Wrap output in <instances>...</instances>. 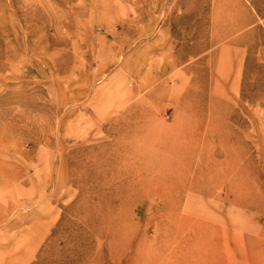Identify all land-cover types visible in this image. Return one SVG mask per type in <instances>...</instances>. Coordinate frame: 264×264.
<instances>
[{
	"label": "rangeland",
	"instance_id": "rangeland-1",
	"mask_svg": "<svg viewBox=\"0 0 264 264\" xmlns=\"http://www.w3.org/2000/svg\"><path fill=\"white\" fill-rule=\"evenodd\" d=\"M183 47L150 100L139 74ZM187 92L213 170L122 210L124 148L190 122ZM145 261L264 264V0H0V264Z\"/></svg>",
	"mask_w": 264,
	"mask_h": 264
},
{
	"label": "bare ground",
	"instance_id": "bare-ground-1",
	"mask_svg": "<svg viewBox=\"0 0 264 264\" xmlns=\"http://www.w3.org/2000/svg\"><path fill=\"white\" fill-rule=\"evenodd\" d=\"M222 36L225 37L227 34ZM223 37H219V39ZM238 42H241L240 38L235 40V44ZM198 50L199 48L183 47L177 54L168 56L167 64L161 67L160 63L154 64V61L151 68L141 71L139 74L142 80V87L140 85L139 87L141 90L148 89L147 96L152 101L167 99L169 95L166 89V83L162 81L163 75L166 73L167 69H175L178 63H183L185 53L196 54ZM228 59L230 61L231 57L229 56ZM204 62V59H202L201 63ZM230 62H232V60ZM193 68L194 67L188 65L185 70L192 71ZM194 72L198 80H203L204 77L206 78L207 76L205 69ZM177 73L181 78L185 76V73L181 70ZM158 81L161 83L160 85L158 83L159 86L156 84ZM132 93L133 91H131V94ZM187 94L186 99L192 102L194 94L192 92H187ZM181 97L182 96L179 98ZM186 99L185 101H187ZM193 101L197 103L195 107L197 110H194L192 106H190L191 102H189L190 105H188V107L192 108V111L187 114L185 113L186 119L187 117L190 118V122L182 121L168 129L148 128L142 131L139 136L133 138L135 142L136 139L142 140V146L153 144L156 141L160 142L162 146L154 148L151 145V147L145 149L144 154L139 153L138 147L134 145L124 148L120 163L124 165L128 163V161H132L133 167L131 169H126L120 166L117 169V173L115 172L117 176L116 181L119 182V185L115 187L113 197L114 200H120V207L122 210L126 209L132 201L139 197L145 195L153 197L162 194L168 195L174 190H178L179 188L174 183V180L180 175H188L189 172L198 174L213 170V166L208 164V147L205 145L206 141L200 144L196 140V137L200 136V127L203 126V122L205 121L203 111L209 109V117L211 118V122H214V117L212 116L214 114V106L209 105V107H206L205 100L199 98ZM136 118L138 121H151L148 116L145 117L144 115H137ZM193 118L197 123L195 130L188 129L192 125ZM170 136H174L173 139H170ZM200 145L202 146L199 149ZM181 186L184 185L182 184ZM191 187H193V184ZM118 221L117 219L113 223ZM116 225H118V223ZM143 263L150 264L151 261H145Z\"/></svg>",
	"mask_w": 264,
	"mask_h": 264
}]
</instances>
